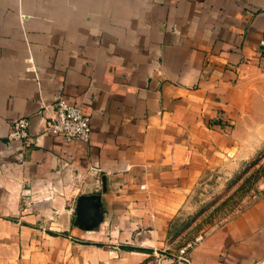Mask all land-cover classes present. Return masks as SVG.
Instances as JSON below:
<instances>
[{
    "label": "crops",
    "instance_id": "crops-1",
    "mask_svg": "<svg viewBox=\"0 0 264 264\" xmlns=\"http://www.w3.org/2000/svg\"><path fill=\"white\" fill-rule=\"evenodd\" d=\"M58 92L87 142L44 129ZM260 131L264 0H0V264H264V189L186 259L173 236ZM80 194L98 196L75 223Z\"/></svg>",
    "mask_w": 264,
    "mask_h": 264
},
{
    "label": "rangeland",
    "instance_id": "rangeland-1",
    "mask_svg": "<svg viewBox=\"0 0 264 264\" xmlns=\"http://www.w3.org/2000/svg\"><path fill=\"white\" fill-rule=\"evenodd\" d=\"M257 117L260 118V115ZM256 133L262 135L260 146L245 148L246 151L253 150L252 154L233 167L216 168L198 181L190 202L175 222L173 236L179 238V243L192 239L199 230L222 223L236 212L238 205L244 203L248 196L264 189V132ZM51 213L56 215L55 211ZM71 213L75 219L76 210ZM52 230L61 231V227L54 225Z\"/></svg>",
    "mask_w": 264,
    "mask_h": 264
},
{
    "label": "built area",
    "instance_id": "built-area-1",
    "mask_svg": "<svg viewBox=\"0 0 264 264\" xmlns=\"http://www.w3.org/2000/svg\"><path fill=\"white\" fill-rule=\"evenodd\" d=\"M28 65L27 69H31ZM29 119L26 116H19L11 125L8 132L12 139H24L28 136ZM44 129L46 131L61 135L66 141L80 140L87 142L90 136L89 116L84 113L81 107L69 102L61 92L55 94L54 103L50 114L45 119ZM201 234H197L179 248L178 257L186 259L187 249L194 243L201 240Z\"/></svg>",
    "mask_w": 264,
    "mask_h": 264
},
{
    "label": "water",
    "instance_id": "water-1",
    "mask_svg": "<svg viewBox=\"0 0 264 264\" xmlns=\"http://www.w3.org/2000/svg\"><path fill=\"white\" fill-rule=\"evenodd\" d=\"M96 194H80L76 199V218L75 222H80L85 218L84 204L85 201L89 198L97 197Z\"/></svg>",
    "mask_w": 264,
    "mask_h": 264
}]
</instances>
